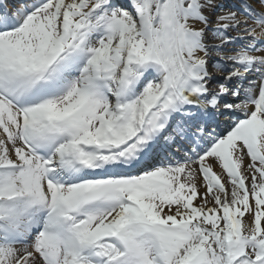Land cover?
<instances>
[{
  "label": "snow or ice",
  "instance_id": "1",
  "mask_svg": "<svg viewBox=\"0 0 264 264\" xmlns=\"http://www.w3.org/2000/svg\"><path fill=\"white\" fill-rule=\"evenodd\" d=\"M4 4L0 264H264V0Z\"/></svg>",
  "mask_w": 264,
  "mask_h": 264
},
{
  "label": "bare ground",
  "instance_id": "2",
  "mask_svg": "<svg viewBox=\"0 0 264 264\" xmlns=\"http://www.w3.org/2000/svg\"><path fill=\"white\" fill-rule=\"evenodd\" d=\"M14 1H16V2H17V0H13V1H12V3H14Z\"/></svg>",
  "mask_w": 264,
  "mask_h": 264
}]
</instances>
